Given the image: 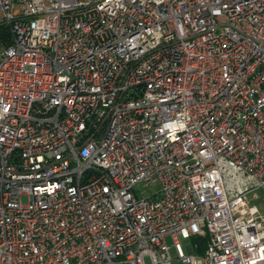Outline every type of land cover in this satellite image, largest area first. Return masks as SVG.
Segmentation results:
<instances>
[{
	"label": "built area",
	"instance_id": "2783aa9c",
	"mask_svg": "<svg viewBox=\"0 0 264 264\" xmlns=\"http://www.w3.org/2000/svg\"><path fill=\"white\" fill-rule=\"evenodd\" d=\"M0 25V264H171L167 239L264 264V0H0Z\"/></svg>",
	"mask_w": 264,
	"mask_h": 264
},
{
	"label": "rangeland",
	"instance_id": "374dc122",
	"mask_svg": "<svg viewBox=\"0 0 264 264\" xmlns=\"http://www.w3.org/2000/svg\"><path fill=\"white\" fill-rule=\"evenodd\" d=\"M145 194V195H148L152 189H149V188H146V189H141V190H136V193L137 195L140 194V192H142ZM22 203L25 204L26 203V198L23 197L22 198ZM254 204L261 210H264V198H261L260 200H256L254 201ZM167 242V245L170 247V250H169V254L171 256V259H172V262L171 264H178L177 260H176V254H175V251H174V248L172 246V243L169 239L166 240ZM194 242H197V240H193V243ZM146 264H149L148 261H146Z\"/></svg>",
	"mask_w": 264,
	"mask_h": 264
},
{
	"label": "trees",
	"instance_id": "16d2710c",
	"mask_svg": "<svg viewBox=\"0 0 264 264\" xmlns=\"http://www.w3.org/2000/svg\"><path fill=\"white\" fill-rule=\"evenodd\" d=\"M10 45V33L6 25H0V46L7 47Z\"/></svg>",
	"mask_w": 264,
	"mask_h": 264
}]
</instances>
